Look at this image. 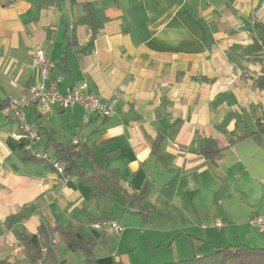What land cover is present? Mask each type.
Instances as JSON below:
<instances>
[{
    "label": "crops",
    "instance_id": "0c3cea01",
    "mask_svg": "<svg viewBox=\"0 0 264 264\" xmlns=\"http://www.w3.org/2000/svg\"><path fill=\"white\" fill-rule=\"evenodd\" d=\"M86 3L107 22L85 54L92 32L74 23ZM260 27L264 0H0L1 99L29 95L38 78L34 53L45 49L60 92L87 84L117 104L109 118L88 121L80 105L34 107L28 121L62 144L83 139L101 163L116 153L105 166L119 172L130 196L150 189L144 222L117 192L92 199L79 178L62 179L47 163H24L17 123L0 121V259L30 264L16 230L35 234L42 222L84 226L97 238V259L113 264H167L227 246L264 248L250 224L264 211V90L255 86L263 64L246 50ZM159 134L165 140L155 156ZM204 139L224 148L216 165L202 154ZM25 207L26 220L8 230L7 218ZM91 221H117L125 230L121 238L104 233L103 245ZM57 236L64 264L83 263L85 256L70 255Z\"/></svg>",
    "mask_w": 264,
    "mask_h": 264
},
{
    "label": "trees",
    "instance_id": "16d2710c",
    "mask_svg": "<svg viewBox=\"0 0 264 264\" xmlns=\"http://www.w3.org/2000/svg\"><path fill=\"white\" fill-rule=\"evenodd\" d=\"M41 2V0H40ZM84 15L75 20L74 26L85 25L92 32L91 42L88 46L82 49V53H89L95 40L100 35V32L107 22V18L101 11L97 10L93 3H86L82 6ZM260 32L256 36L257 42L252 47L247 48L248 53L254 54L262 64V76L259 77L255 83L258 89L264 90V28L260 27ZM1 91V83H0ZM11 99H1L0 97V111L4 109L9 110ZM39 131L42 139L40 147L43 150H51L56 158V162L63 166V171L58 173L54 164L50 161H45L35 157L30 151L26 149L27 141L19 146L17 152L20 159L24 163H47L51 169L61 176L62 179H70L77 177L85 185L91 188V197L96 199L99 197H112L115 192L121 194L126 204L137 213L142 215L144 222H148L150 218L149 205L147 199L150 195V189L147 185L139 192L130 196L120 186V174L116 170H112L105 166L107 162L116 153L105 154L104 161L101 163L94 150L88 146V143L83 139H78V143L73 140L66 144L57 142L53 138V133L47 132L42 124H34ZM253 136L260 144L261 139L257 134H249ZM77 137V136H76ZM165 140L163 134H159L154 142L153 155H160L162 153V145ZM224 148L220 143L213 139H204L201 145V151L204 157L213 165H216L222 157ZM87 161L88 166L83 165ZM28 208L25 207L17 215L7 218L5 227L8 230L16 229L18 224L23 223L27 218ZM97 224L102 222L91 221ZM96 231V230H94ZM95 232L97 237L104 235ZM59 235L60 239L65 243L66 247L74 253H82L85 260L81 264H98L97 257L94 253L96 245V237L91 235L87 228L77 224H70L63 226L59 222L55 226H50L46 222H42L38 228L37 233L32 234L21 229L16 230L18 244L23 247V251L30 264H64L61 259L57 246L54 242V235ZM105 236V235H104ZM107 236L102 240L104 245L107 242ZM0 264H11L8 259H0ZM167 264H264V248L249 247L245 245L220 247L217 251L209 256L201 258H192L190 260L172 262Z\"/></svg>",
    "mask_w": 264,
    "mask_h": 264
},
{
    "label": "built area",
    "instance_id": "2783aa9c",
    "mask_svg": "<svg viewBox=\"0 0 264 264\" xmlns=\"http://www.w3.org/2000/svg\"><path fill=\"white\" fill-rule=\"evenodd\" d=\"M186 2L187 0H182ZM34 62L38 69L37 81L29 90L26 97L14 98L10 100L9 118L17 123V136L22 141H27L26 149L35 157L45 161H52V157L47 151H42L40 144L42 137L34 124L27 119V112L31 108H39L42 112H49L53 107L67 110L76 105L83 107L86 113V120L95 116L99 118H109L117 104L116 99L104 102L101 97L95 94L87 84L60 92V78L53 76L55 64L45 49H37L34 53ZM74 143H78L77 140ZM58 173L63 171V166L58 162H52ZM251 226L257 228L264 234V212L256 215L250 221ZM223 223H218L217 227H222ZM92 228L101 233H110L117 238H121L124 227L117 221L97 223ZM39 264H43L40 262Z\"/></svg>",
    "mask_w": 264,
    "mask_h": 264
},
{
    "label": "rangeland",
    "instance_id": "374dc122",
    "mask_svg": "<svg viewBox=\"0 0 264 264\" xmlns=\"http://www.w3.org/2000/svg\"><path fill=\"white\" fill-rule=\"evenodd\" d=\"M0 121H11L10 120V118H9V110H7V109H4L3 111H0ZM264 212V211H263ZM122 225V224H121ZM123 226V225H122ZM124 227V226H123ZM253 227V226H252ZM254 228V231H255V233L256 234H258V235H260V237H262V238H264V234L263 233H260L259 232V230L257 229V228H255V227H253ZM124 229H125V227H124ZM58 237V239L63 243V244H65L61 239H60V237H59V235L57 236ZM70 252V251H69ZM77 254V253H76ZM74 252H70V255H76ZM77 255H79V257H80V253H78ZM70 261V263H67V264H75V261L73 262V261H71V260H69ZM78 264V263H77Z\"/></svg>",
    "mask_w": 264,
    "mask_h": 264
},
{
    "label": "water",
    "instance_id": "95a60500",
    "mask_svg": "<svg viewBox=\"0 0 264 264\" xmlns=\"http://www.w3.org/2000/svg\"><path fill=\"white\" fill-rule=\"evenodd\" d=\"M98 264H113L112 259L108 258V259H100L97 261Z\"/></svg>",
    "mask_w": 264,
    "mask_h": 264
}]
</instances>
